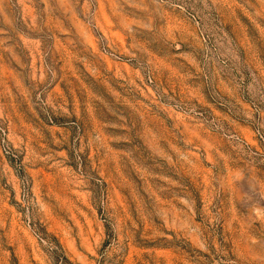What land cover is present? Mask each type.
<instances>
[{
	"label": "rangeland",
	"instance_id": "obj_1",
	"mask_svg": "<svg viewBox=\"0 0 264 264\" xmlns=\"http://www.w3.org/2000/svg\"><path fill=\"white\" fill-rule=\"evenodd\" d=\"M0 264H264V0H0Z\"/></svg>",
	"mask_w": 264,
	"mask_h": 264
}]
</instances>
